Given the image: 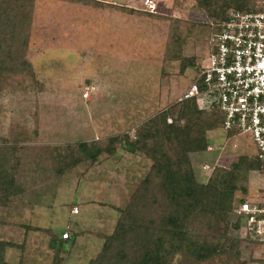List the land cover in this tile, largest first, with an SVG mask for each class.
<instances>
[{"label": "rangeland", "instance_id": "obj_1", "mask_svg": "<svg viewBox=\"0 0 264 264\" xmlns=\"http://www.w3.org/2000/svg\"><path fill=\"white\" fill-rule=\"evenodd\" d=\"M99 1L105 6L37 0L28 58L39 86L0 89V138L18 132L30 136L20 144L25 148L18 175L22 193L0 206V240L24 245L23 250L7 249L9 264H55L56 258L61 264H89L97 257L104 236L116 227L119 209L130 203L152 161L119 146L113 156L104 154L94 164L86 161L58 174L55 154L65 156L69 145L78 156L77 144L82 142L105 145L110 137L122 135L135 139L141 125L175 104L210 57V33L205 31L184 47V56L195 57L198 68L183 71L180 61L165 60L172 19L207 20L194 0H154L153 11L166 19L127 11H146L145 0ZM208 137L212 149L191 154L201 182L211 175L204 165L226 166L239 155L256 153L250 135L228 139L220 128ZM263 194L264 173L252 171L249 194H237L233 204ZM74 202L80 204L81 214L74 216L79 220L72 229L81 237L63 249L51 247L74 213ZM234 214L225 224L235 223ZM47 226L54 229L51 234L45 232ZM28 227L44 230L33 234ZM242 239L245 264L264 259V245Z\"/></svg>", "mask_w": 264, "mask_h": 264}, {"label": "trees", "instance_id": "obj_2", "mask_svg": "<svg viewBox=\"0 0 264 264\" xmlns=\"http://www.w3.org/2000/svg\"><path fill=\"white\" fill-rule=\"evenodd\" d=\"M36 1L0 0V89L36 90L39 86L28 58ZM69 1L105 6L99 0ZM194 1L207 20L172 19L174 25L165 51V60L180 61L183 71L197 67L195 57L184 56V47L192 37L213 32L228 20L232 11L260 9V0ZM127 11L168 18L149 9ZM197 81L195 77L193 83ZM222 125L223 116L218 108L204 110L192 98L182 103L176 101L149 119L139 127L135 139L122 135L110 137L105 145L82 142L77 144L78 156L69 145L65 156L55 154L54 160L60 164L58 174L86 161L94 164L104 154L113 156L119 146L152 161L130 203L126 208H118L120 218L113 233L104 236L99 254L89 264H245L241 259L243 239L238 234L241 217L230 225L225 222L239 206L233 204V197L249 194L250 173L256 170L264 173L260 160L255 155H239L229 165L215 166L207 182L199 180L191 161V154L208 151L212 146L209 132ZM226 135L231 138L234 132ZM28 139L30 136L23 132L0 138V206H7L14 196L22 193L18 175L25 148L20 144ZM45 232L52 233L49 229ZM9 248L23 250L24 245L0 240V264H9L5 259ZM257 262L264 264V259ZM61 263V258L55 259V264Z\"/></svg>", "mask_w": 264, "mask_h": 264}, {"label": "built area", "instance_id": "obj_3", "mask_svg": "<svg viewBox=\"0 0 264 264\" xmlns=\"http://www.w3.org/2000/svg\"><path fill=\"white\" fill-rule=\"evenodd\" d=\"M259 4L257 11H232L228 20L210 33V57L206 65L201 64L198 81L176 101L195 98L204 110L218 108L226 134L233 131L231 138L252 137L255 156L264 171V0ZM145 6L151 11L157 7L154 0H145ZM89 95L86 92L84 97ZM217 165L206 164L203 170L212 172ZM78 211L75 207L73 212ZM234 212L241 217V237L264 245V194L241 201ZM62 238L70 239V233H63Z\"/></svg>", "mask_w": 264, "mask_h": 264}, {"label": "crops", "instance_id": "obj_4", "mask_svg": "<svg viewBox=\"0 0 264 264\" xmlns=\"http://www.w3.org/2000/svg\"><path fill=\"white\" fill-rule=\"evenodd\" d=\"M87 204H94V203H96V201H85ZM74 204H75V206L76 207H79V211H78V213H72L71 212V214H70V216L71 217H69L68 218V220H67V222H66V225H63L62 227H66L64 230H62V233H60V231L61 230H58L57 231V233H59V235H55L54 236V239H52L51 240V247H57V248H59V249H63L64 247H68L69 245H71L74 241H75V239L77 238V237H81V236H77L76 234H75V232H73L74 230L72 229V227L75 225V221L77 220H79V219H76L74 216H79L80 214H81V206H80V204H78V203H76V202H74ZM40 210V209H39ZM41 211V210H40ZM41 213V212H40ZM40 213L38 212V213H36V215L35 216H32V217H38V215H40ZM31 218V217H30ZM66 217H64V219H65ZM78 223V222H77ZM42 228H45V227H42ZM46 229H49V230H51L52 232L54 231V229L52 228V227H46ZM30 231V233H35L36 231L35 230H29ZM69 232L70 233V239H63L62 238V235H63V233H65V232ZM29 237V236H28ZM77 242V241H76ZM29 243H31V241H30V237H29ZM54 245V246H53Z\"/></svg>", "mask_w": 264, "mask_h": 264}]
</instances>
